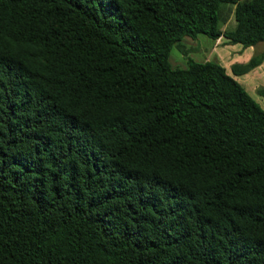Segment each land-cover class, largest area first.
I'll list each match as a JSON object with an SVG mask.
<instances>
[{
	"label": "trees",
	"instance_id": "16d2710c",
	"mask_svg": "<svg viewBox=\"0 0 264 264\" xmlns=\"http://www.w3.org/2000/svg\"><path fill=\"white\" fill-rule=\"evenodd\" d=\"M197 34L264 43V0H0V264H264V47Z\"/></svg>",
	"mask_w": 264,
	"mask_h": 264
},
{
	"label": "rangeland",
	"instance_id": "374dc122",
	"mask_svg": "<svg viewBox=\"0 0 264 264\" xmlns=\"http://www.w3.org/2000/svg\"><path fill=\"white\" fill-rule=\"evenodd\" d=\"M232 8L233 5L231 4H227L221 8L223 13L222 20L220 19L222 29L231 27L233 24ZM179 43L187 50V56H190L193 60L219 61L227 71H229L230 64L244 62L250 56L261 53L264 47L263 42H257L253 46L245 48L241 47L238 43H228L224 39L213 42L212 39L204 34H197L194 39L184 37ZM168 61L171 66H186V56L175 47L171 48ZM236 78L252 98L259 105L263 106L264 97L259 90L261 88L264 89V57L261 64Z\"/></svg>",
	"mask_w": 264,
	"mask_h": 264
},
{
	"label": "crops",
	"instance_id": "0c3cea01",
	"mask_svg": "<svg viewBox=\"0 0 264 264\" xmlns=\"http://www.w3.org/2000/svg\"><path fill=\"white\" fill-rule=\"evenodd\" d=\"M190 57V56H189Z\"/></svg>",
	"mask_w": 264,
	"mask_h": 264
}]
</instances>
